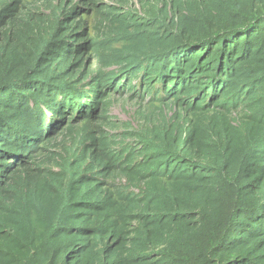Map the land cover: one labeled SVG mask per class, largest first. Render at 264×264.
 <instances>
[{"label": "trees", "instance_id": "1", "mask_svg": "<svg viewBox=\"0 0 264 264\" xmlns=\"http://www.w3.org/2000/svg\"><path fill=\"white\" fill-rule=\"evenodd\" d=\"M86 1L103 41L64 1L0 0V264H264V0H165L144 19ZM125 93L181 120L132 141L87 130ZM78 122L77 147L40 163Z\"/></svg>", "mask_w": 264, "mask_h": 264}, {"label": "rangeland", "instance_id": "2", "mask_svg": "<svg viewBox=\"0 0 264 264\" xmlns=\"http://www.w3.org/2000/svg\"><path fill=\"white\" fill-rule=\"evenodd\" d=\"M63 1L67 7V12L73 8L72 11L78 14L76 15V20L81 22L88 38L103 41L109 36L111 24L105 19L107 18L106 15L97 13L94 6L88 4L86 0H22V10L23 12L44 11L48 5L59 4ZM97 1L101 7H104L105 11L112 10L121 13L129 11L134 17L138 16L144 19L149 11L154 10L157 16L160 17V9H163L165 0ZM119 45L120 43L114 44V46ZM86 62L88 69L90 68L93 71L102 67L98 60L91 55ZM176 112L179 114L178 119L181 120V116L183 115L181 108L175 107L171 101L163 103L152 100L149 93H142L133 97H130L127 93L122 96L116 94L111 99L110 106L106 112L108 122L93 120L91 125L87 126V130H94V136L96 137H100L102 133H106L109 140H114L111 142H118L123 137V134H126L125 141H132V136L128 135L129 132L141 126L162 125V122H166ZM82 124V122H78L74 130L70 132L62 131L53 137L49 141L44 153L40 155V163L44 166L56 168L55 157L58 158V155L68 154L77 147ZM98 124H101V126H97ZM122 182L124 183V180Z\"/></svg>", "mask_w": 264, "mask_h": 264}]
</instances>
